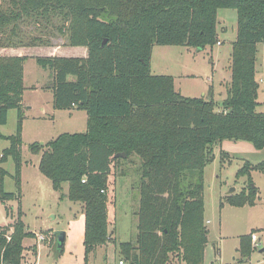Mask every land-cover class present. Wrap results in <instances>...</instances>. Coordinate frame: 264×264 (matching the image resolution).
Wrapping results in <instances>:
<instances>
[{"label": "trees", "instance_id": "16d2710c", "mask_svg": "<svg viewBox=\"0 0 264 264\" xmlns=\"http://www.w3.org/2000/svg\"><path fill=\"white\" fill-rule=\"evenodd\" d=\"M220 8L238 13L232 78L221 104L212 86L206 97L183 95L176 89L175 77L153 73L151 63L156 44L199 50L215 46ZM22 19L55 27L69 45L88 48L86 58L36 56L53 75L54 109L85 110L87 130L64 132L45 145H30L41 154L40 170L53 188L79 203L85 214L86 264L99 246L117 243V182L111 174L120 161L133 156L141 161L139 232L118 244L121 256L127 264H169L175 253L184 264H205L209 241L205 169L214 160L215 146L229 139L264 148L257 77L258 44L264 43V0H0V47L45 43L42 35L18 43L5 38L8 27ZM27 60L25 55L0 56V125L8 122L10 110L18 111L17 134L5 136L11 146L0 158L3 202L18 198L5 190L7 171L1 164L9 156L16 161L18 185L21 182ZM122 152L126 156L115 157ZM223 156L230 157L227 152ZM253 170L264 172V160L245 162L237 177L249 176V193L228 196V203L256 204ZM8 215L14 217L9 208ZM30 237L35 233L21 215L0 226V264H29L25 240ZM250 239L241 238L245 258L255 249Z\"/></svg>", "mask_w": 264, "mask_h": 264}, {"label": "rangeland", "instance_id": "374dc122", "mask_svg": "<svg viewBox=\"0 0 264 264\" xmlns=\"http://www.w3.org/2000/svg\"><path fill=\"white\" fill-rule=\"evenodd\" d=\"M6 39L11 43L30 41L33 37L43 36L44 44L36 42L31 46H2L0 56L20 54L28 56L25 63L24 114L25 135L21 145L22 167L18 185L16 161L13 156L1 164L6 171L5 190L18 195L17 199L3 202L0 199V225H9L21 215L27 229L45 235L64 228L67 232L63 252L57 246L56 238L38 241L36 237L25 240L29 257L37 264H86V217L78 212L79 203H74L62 192L53 188L50 178L40 170L41 154L31 150L30 145L38 142L42 145L47 140L55 139L64 132H85L87 130V112L80 109L53 110L42 114L41 106L52 107L54 103L53 75L36 60V56H78L86 58L88 48H76L68 44L55 27L38 26L32 21L21 20L10 25ZM238 33V13L231 8L218 10V36L223 45H215L199 50L189 46L156 44L152 56V70L155 74L175 76L176 89L183 95L203 97L211 86L209 77L218 78L225 68L232 53V43ZM46 42H50L47 44ZM81 55V56H80ZM258 67L264 64V43L258 44ZM232 62V59H231ZM230 63V62H229ZM263 81L259 101L260 111H264V67L261 69ZM232 78V76H231ZM227 93L224 92L226 97ZM220 97V96H219ZM224 98V97H223ZM216 99V98H215ZM217 100V99H216ZM218 103H222L218 101ZM54 105V104H53ZM32 106V108H31ZM218 111L221 107L217 108ZM259 110V109H258ZM18 111L12 109L8 122L0 125V158L3 151L11 146L5 136L17 134ZM227 152L230 157L223 156ZM264 160V148H257L246 140L226 139L215 146L214 160L205 169V218L209 230V241L205 250V264H264V172L253 170L251 185L256 188L255 205L234 206L226 201L228 196L248 194L249 176L237 177L245 162L258 163ZM140 158L133 156L120 161L112 170L111 179L116 180V228L117 243L99 246L91 254L88 264H119L122 241L132 240L138 231L137 211L141 202ZM235 188L231 194L229 192ZM64 191H68V184ZM224 201V205H222ZM8 208L14 217L8 215ZM13 221V222H12ZM257 233L260 241L250 239ZM249 235L255 248L249 257L241 254V238ZM36 236V235H35ZM54 241V243H53ZM37 253L36 255L34 252ZM34 257V258H33ZM122 259H124L122 257ZM169 264H184L177 254H172Z\"/></svg>", "mask_w": 264, "mask_h": 264}, {"label": "crops", "instance_id": "0c3cea01", "mask_svg": "<svg viewBox=\"0 0 264 264\" xmlns=\"http://www.w3.org/2000/svg\"><path fill=\"white\" fill-rule=\"evenodd\" d=\"M218 39H219V42H221V44H219V42L217 43V45H223V42L220 40V38H219V36H218ZM76 48H81V47H85V46H75ZM86 48V47H85ZM155 48V47H154ZM233 49V48H232ZM153 51H154V49H153ZM16 55H21V53L19 54H16ZM231 55H232V53H231ZM81 56V55H80ZM85 56H88V51H87V53H86V55ZM153 56V55H152ZM231 59H232V56H230V58H229V61H228V63H227V65H226V67L225 68H222V70L220 71V74H219V76H218V78H215V77H213V78H211V77H209L208 79H207V82L208 83H210L211 84V86L212 87H214V94H215V98L217 99L216 101L218 102H221V101H223V99L225 98V96H224V92L225 91H227V84H228V82H230L231 81V76H232V70H231ZM26 62H28V60L26 61ZM230 62V63H229ZM260 67V66H259ZM258 67V63H257V68H258V74H257V77H258V80H259V82H260V85H261V81H263V77H262V75H261V69L264 67V64L263 63H261V67L262 68H259ZM152 72H153V70H152ZM159 74V73H158ZM174 76V75H173ZM175 77V76H174ZM25 79V78H24ZM210 86V87H211ZM210 87H209V89H210ZM27 88H26V86H25V90H24V95H23V104H24V96H25V93H26V90ZM260 90H261V86H260ZM208 93H209V90L207 91V92H204V96L206 97L207 95H208ZM54 95V94H53ZM220 96V97H219ZM224 97V98H223ZM259 97H260V92H259ZM261 103V102H260ZM262 104V103H261ZM260 107L261 106H259L258 107V109H259V111H260ZM31 108H32V106H31ZM50 108H53V110H56V109H54V105H53V102H52V107H47V105H42L41 106V112H42V114H48L49 112H48V110ZM81 110V109H80ZM85 111V110H84ZM260 112H264V111H260ZM24 122V121H23ZM87 122H88V114H87ZM24 135H25V125L23 124V130H22V137L24 138ZM1 136H6V135H4V134H2ZM51 140H53V139H51ZM51 140H47V141H45V142H43V143H46V142H49V141H51ZM139 181H140V179H139ZM78 210V212H81V213H83L84 214V212H83V210L79 207V208H77ZM138 212V211H137ZM137 216H138V213H137ZM13 222V221H12ZM5 224H3V225H0V226H4ZM138 225H139V216H138V224H137V227H138ZM56 229H61V230H65L64 228H56ZM28 230L29 231H33V230H30L29 228H28ZM66 231V230H65ZM138 232H139V229H138V231H137V233H135L134 235H133V238H136L137 237V234H138ZM66 238H67V232H66ZM126 241H129V240H126ZM53 243H54V241H53ZM57 243V242H56ZM25 246H26V242H25ZM33 250H36V249H33ZM26 253H27V258H28V260H29V263H35L34 261H33V259H32V257H29V255H28V252H27V250H26ZM36 253H37V250H36V252H34V254L36 255ZM34 258V257H33ZM122 259V257H120L119 258V262H120V260ZM120 264V263H119Z\"/></svg>", "mask_w": 264, "mask_h": 264}, {"label": "water", "instance_id": "95a60500", "mask_svg": "<svg viewBox=\"0 0 264 264\" xmlns=\"http://www.w3.org/2000/svg\"><path fill=\"white\" fill-rule=\"evenodd\" d=\"M106 42V41H104ZM121 156H126V153L125 152H122V153H117L115 155V157H121ZM235 191V188H232V190L229 192V194L233 193ZM54 235H55V238H56V241H57V246L58 248H62L64 247V244L66 242V231L65 230H56L54 231ZM261 252H264V247L261 249Z\"/></svg>", "mask_w": 264, "mask_h": 264}, {"label": "built area", "instance_id": "2783aa9c", "mask_svg": "<svg viewBox=\"0 0 264 264\" xmlns=\"http://www.w3.org/2000/svg\"><path fill=\"white\" fill-rule=\"evenodd\" d=\"M219 44H221V42H219ZM84 181H85V179H84ZM35 235H36L35 237L37 238L38 241H45V240L51 241L55 237L54 233H49V235H45L42 232H39V233L36 232ZM251 237L255 243H258L260 241V238H259L257 233H252ZM119 263L120 264H127V261L125 259H121ZM29 264H37V263L35 262V263H29Z\"/></svg>", "mask_w": 264, "mask_h": 264}]
</instances>
